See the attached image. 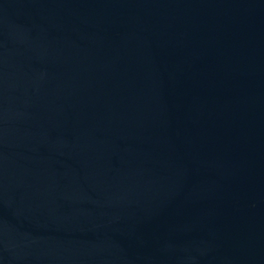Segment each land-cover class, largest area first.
<instances>
[{
  "label": "water",
  "instance_id": "obj_1",
  "mask_svg": "<svg viewBox=\"0 0 264 264\" xmlns=\"http://www.w3.org/2000/svg\"><path fill=\"white\" fill-rule=\"evenodd\" d=\"M0 264H264V0H0Z\"/></svg>",
  "mask_w": 264,
  "mask_h": 264
}]
</instances>
